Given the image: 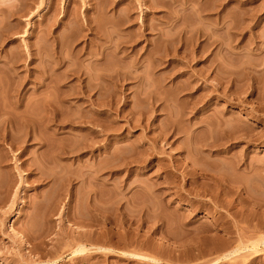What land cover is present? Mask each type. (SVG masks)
<instances>
[{
  "label": "rangeland",
  "instance_id": "obj_1",
  "mask_svg": "<svg viewBox=\"0 0 264 264\" xmlns=\"http://www.w3.org/2000/svg\"><path fill=\"white\" fill-rule=\"evenodd\" d=\"M147 1L0 0V264H264V0Z\"/></svg>",
  "mask_w": 264,
  "mask_h": 264
},
{
  "label": "bare ground",
  "instance_id": "obj_2",
  "mask_svg": "<svg viewBox=\"0 0 264 264\" xmlns=\"http://www.w3.org/2000/svg\"><path fill=\"white\" fill-rule=\"evenodd\" d=\"M158 4H162L161 2H158V1H152V0H148L147 1V5H148V9L149 10H151L153 7L152 6H158ZM124 19V18H123ZM124 20H126V19H124ZM214 24L215 25H217V23L219 22V19H218V17L216 16V18H215V20H214ZM154 28V26L152 25V26H150L148 29H153ZM85 30H86V32H90V33H92V32H94L95 31V28L93 27V25H92V20H87L86 21V23H85ZM144 32V31H143ZM142 32V33H143ZM101 41V40H100ZM212 41H214L213 39H212ZM210 46L211 45H214L215 43L214 42H210V43H208ZM101 51V49L100 48H98V53ZM92 54H91V56L94 54V52H91ZM97 53V51L95 52V54ZM90 54V53H89ZM97 55V54H96ZM98 55H101V52L98 54ZM57 63V62H56ZM58 64V63H57ZM105 73H102V77L106 80V76H108V75H106ZM101 76V75H100ZM99 76V78L101 79V77ZM109 77V76H108ZM108 79V78H107ZM101 80H103V79H101ZM219 122H221L220 120H218ZM214 122H216V123H218L217 122V120H215ZM47 123H49V122H47ZM236 130V129H235ZM235 130H231L230 131V129H226V130H223V128H222V131H223V136H225L226 137V140H227V142H230V141H234V139L235 140H238L239 138V141L240 140H244L243 138H245V141H246V138L247 137H245L246 135H244V133H243V135H244V137L243 138H241L243 135L242 134H238V132H236ZM235 131V132H234ZM238 135H241V137H239L238 138ZM28 138L29 140L31 139V140H38L39 139V137H37V132L36 131H34V129H32V127H30V129H29V131L26 133V135L25 136H23L22 137V139H25V138ZM236 138H238V139H236ZM250 139V138H249ZM9 140H10V142L8 143V145L10 146V147H13L14 146V137L13 136H10L9 137ZM218 141H216V140H214L213 142H211V144L209 143L208 145H209V147L211 146V149L214 147V145L217 143ZM248 142H249V140H248ZM248 142H245L246 144L248 143ZM213 145V146H212ZM206 146H207V144H206ZM218 146V145H217ZM217 146L215 145V147L217 148ZM213 152V151H212ZM214 153V152H213ZM226 155H227V153H225ZM148 156H149V154H148ZM241 161V160H240ZM143 162L145 163V168H152V166H151V162L148 160V159H145V160H143ZM132 163H135L134 161H132V160H129V159H125V160H123V161H121V162H119V164L117 163V165L116 166H118L119 168H122V170H129V168H130V165L132 164ZM102 171V168L101 167H98V168H96V170H95V172L96 173H100ZM250 171V169L248 170V172ZM205 176H207V175H205ZM209 178H214V176L212 175H210V177H209V175H208V177H207V180L208 181H210L209 180ZM215 179V178H214ZM214 179H212V180H214ZM211 180V181H212ZM218 184V183H217ZM228 184V183H227ZM229 187V186H228ZM92 194H93V199L91 200V202L89 203V205H90V207H93L94 209H100L101 208V211L103 210V208L105 207V210H106V208H107V203H109V202H111L110 201V199L108 198V197H106V195H103V193L102 192H100V191H98L97 192V190L96 191H93L92 192ZM238 194V193H237ZM104 205H106V206H104ZM102 206V207H101ZM102 212H104V210L102 211ZM237 214H238V212H237ZM189 216V215H188ZM190 217V216H189ZM216 219V218H215ZM102 224H105L107 221H108V218L106 217V216H104V215H102L101 216V219L99 220ZM217 221V219L215 220V222ZM216 226H218V225H216ZM219 228H220V226H218ZM222 228L225 230V228H224V226H222ZM221 228V229H222ZM223 230V231H224ZM226 233H228V232H226ZM225 233V234H226ZM228 235V234H227ZM263 245H264V241H263V243H262ZM88 248H87V245L86 244H84V245H80L79 247H78V249L77 250H75V251H72L73 252V254H81V253H84L85 252V250H87ZM106 248H103V247H98V251H100V250H105ZM198 248H197V251L196 252H198ZM202 249H200L199 251L201 252H199L195 257L196 258H198V255H203V257L207 254L206 253V251H204V250H202ZM204 251V252H203ZM205 253V254H203V253ZM181 254H182V252L179 254L180 256H181ZM178 255V256H179ZM127 257H129L128 256V254L126 255ZM133 256V255H132ZM131 256V257H132ZM177 256V257H178ZM227 257H228V255H226ZM134 257V256H133ZM142 257V256H141ZM225 257V256H224ZM224 257H222V259H224ZM226 257V258H227ZM135 258V257H134ZM140 258V257H139ZM179 258V257H178ZM200 258H202V256H200ZM136 259H138V258H136ZM154 259V258H153ZM145 260H147L146 262L148 263V259H145ZM140 261V260H139ZM142 261H143V259H142ZM216 261H218V260H216ZM141 262V261H140ZM153 262V261H152ZM146 263V264H147ZM154 263V262H153Z\"/></svg>",
  "mask_w": 264,
  "mask_h": 264
}]
</instances>
